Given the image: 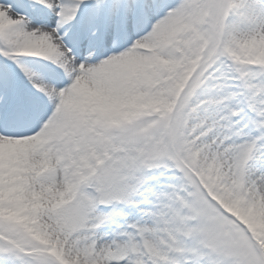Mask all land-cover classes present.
<instances>
[{
  "label": "snow or ice",
  "instance_id": "snow-or-ice-1",
  "mask_svg": "<svg viewBox=\"0 0 264 264\" xmlns=\"http://www.w3.org/2000/svg\"><path fill=\"white\" fill-rule=\"evenodd\" d=\"M0 264H264V0H0Z\"/></svg>",
  "mask_w": 264,
  "mask_h": 264
}]
</instances>
